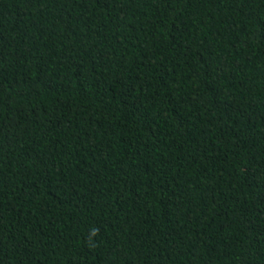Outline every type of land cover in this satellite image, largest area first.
Instances as JSON below:
<instances>
[{
    "label": "trees",
    "instance_id": "trees-1",
    "mask_svg": "<svg viewBox=\"0 0 264 264\" xmlns=\"http://www.w3.org/2000/svg\"><path fill=\"white\" fill-rule=\"evenodd\" d=\"M0 264H264V0H0Z\"/></svg>",
    "mask_w": 264,
    "mask_h": 264
}]
</instances>
